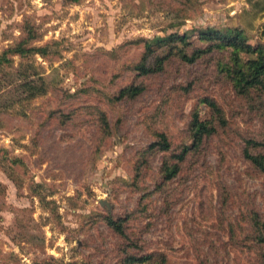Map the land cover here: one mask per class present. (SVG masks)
Segmentation results:
<instances>
[{
    "label": "rangeland",
    "instance_id": "374dc122",
    "mask_svg": "<svg viewBox=\"0 0 264 264\" xmlns=\"http://www.w3.org/2000/svg\"><path fill=\"white\" fill-rule=\"evenodd\" d=\"M252 1L0 0V51L28 27L47 48L0 68V264H117L123 248L163 253L165 264H264V241L249 224L252 210L264 219V175L243 155L246 139L264 142L258 102L217 72V51L192 64L173 58L152 75L132 68L143 51L136 40L173 30L197 43V28L238 25L251 43L263 39L264 12ZM19 70L36 83L42 76L45 93L28 96ZM137 80L146 88L136 98L107 101ZM203 95L221 105L224 123L173 177L160 171L170 152L136 170L154 130L172 153L191 145L193 111L213 116ZM88 105L105 111L108 133ZM106 213L128 216L126 238Z\"/></svg>",
    "mask_w": 264,
    "mask_h": 264
},
{
    "label": "trees",
    "instance_id": "16d2710c",
    "mask_svg": "<svg viewBox=\"0 0 264 264\" xmlns=\"http://www.w3.org/2000/svg\"><path fill=\"white\" fill-rule=\"evenodd\" d=\"M77 1V0H70ZM252 6L254 10L264 12V0H253ZM27 34L20 38L17 42L6 46L0 51V68L5 67L13 61L14 56L29 58L35 54L42 56L47 54L45 45L33 44L35 33L30 27L26 29ZM197 43L185 32L176 30L165 34H155L152 37H142L136 41L143 42V51L137 62H134L132 68L136 71L137 76H147L159 73L166 69L168 63L173 58L182 63L192 64L202 55L217 51L220 53L215 61L217 72L224 77L236 94L243 97L249 102L257 101L258 107L264 115V26L260 32L263 39L251 43L246 35L245 29L238 25H208L196 29ZM29 69V67H27ZM21 79H25L23 85L28 91V96L34 97L45 93V81L39 76V83L34 79H26L24 75L26 70H19ZM39 71H33L38 74ZM1 78V76H0ZM20 78V77H19ZM184 87V85H183ZM146 86L142 80L131 82L120 86L118 90L109 94L107 101L117 102L122 99H134L145 90ZM92 89L83 90V92ZM199 100L209 104L213 111V116L207 119H201L196 110L193 111L189 122V136L191 137V145L179 146V152H171V142L168 135L164 131L154 130V138L150 143L139 152L137 157L136 170H140L142 166L148 165V156L160 151L170 152L165 157L160 171L164 174V178L173 177L178 171V161L182 160L187 152L193 148H197L203 138L217 130V125L224 123L223 108L213 98L203 95ZM91 113L94 114L100 123L104 133H108L110 123L105 111L100 106H87ZM85 108V107H84ZM243 155L250 161L252 166L262 175H264V142L253 138L246 139L243 147ZM173 162H170L171 159ZM138 175L135 176V186L139 187ZM41 201L47 202L45 197L38 194ZM106 224L123 237H127L124 231L125 217H115L110 213H106L103 217ZM250 227L258 235L259 240L264 241V219L257 211L249 212ZM128 246L130 243L127 244ZM55 260V259H54ZM55 264H78L75 261L55 260ZM166 257L163 253L159 254L154 251L130 252L127 248H123L122 256L117 264H165ZM33 264H42V261H35Z\"/></svg>",
    "mask_w": 264,
    "mask_h": 264
}]
</instances>
